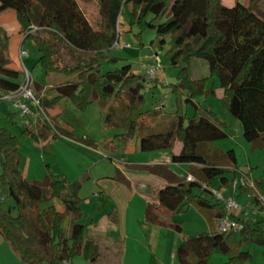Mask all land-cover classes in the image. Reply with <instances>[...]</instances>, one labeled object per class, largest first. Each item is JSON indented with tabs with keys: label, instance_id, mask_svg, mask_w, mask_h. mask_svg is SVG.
<instances>
[{
	"label": "trees",
	"instance_id": "obj_1",
	"mask_svg": "<svg viewBox=\"0 0 264 264\" xmlns=\"http://www.w3.org/2000/svg\"><path fill=\"white\" fill-rule=\"evenodd\" d=\"M97 4L100 27L94 30L76 0H0V12L15 13L25 39L32 41L38 50L36 64L44 77L52 80L56 97L51 101H42L35 95L37 83L31 80L40 107L67 99L76 110L84 111L96 103L105 112L104 125L123 131L118 137H139L142 152L170 150L175 142H180L182 151L172 156V161L203 165L205 176L212 178L220 175L221 170L207 165L197 147L222 140L226 134L218 118L195 101L215 97L216 90H221L218 101L240 124L244 140L264 148L262 0H248L246 6L235 0L232 7L224 6L222 0H97ZM122 20L128 26L137 24L141 30L155 31L161 38L160 48L168 39L172 66H179L181 59L185 61L184 66H179L175 82L168 86L175 97L173 122L148 125L145 119L155 120L161 112L146 109L145 77L133 74L129 64L117 67L120 60L107 56L117 42ZM191 59L204 60L209 77L192 79ZM0 72V92L16 91L23 73L21 69L10 68L8 37L2 29ZM213 78L217 84L207 88ZM108 104L112 105L106 107ZM188 106L194 109L191 117L184 113V107ZM143 129L149 131L143 135ZM20 146L17 137L0 129V236L24 264H68L75 257L95 262L97 245L84 240V228L78 223L80 183L67 184L52 175L42 182L26 181L19 171ZM227 155L234 162L232 154ZM239 178L233 172L228 184L224 178L219 181L230 189ZM194 190L199 193L194 194ZM241 191L246 189L241 187ZM167 197L176 200L175 205ZM156 199L155 204L147 206L146 220L179 232V225H166L159 217L181 213L190 206L207 210L218 219L226 216L222 204L213 201L210 191L196 183H178L170 190L159 191ZM6 200L11 204L4 208ZM56 200L63 206L64 214L56 210L53 204ZM229 218L241 226L237 233H201L185 239L176 250L178 263L208 264L212 254L228 255L230 242L236 236L237 245L255 244L264 248V222L240 221L233 215ZM249 259L247 253H238L231 256V263Z\"/></svg>",
	"mask_w": 264,
	"mask_h": 264
},
{
	"label": "crops",
	"instance_id": "obj_2",
	"mask_svg": "<svg viewBox=\"0 0 264 264\" xmlns=\"http://www.w3.org/2000/svg\"><path fill=\"white\" fill-rule=\"evenodd\" d=\"M237 1L242 4L241 0ZM234 2L222 0L226 7H232ZM242 5H248V0ZM0 29L8 37L10 68L20 70V47L28 50V57L24 59L27 69L36 67L38 50L33 43H26L12 10L0 12ZM164 70L162 66V70L157 73L154 88L159 87L170 95V82L166 83L167 72ZM190 75L194 80L209 77L208 73L206 77L194 78L191 71ZM50 83L42 86L35 82V95L40 100L51 101L56 97ZM216 84V80L210 79L207 88ZM148 92L154 97L153 90ZM215 94V97L205 96L195 101L218 118L226 134L222 140L202 143L197 147L198 154L207 165L221 170L220 175L207 178L203 165L177 164L172 161V156H178L182 151L180 142H175L170 150L142 152L139 137H118L123 133L119 128H110L119 130L112 138L99 140L91 134L79 138L71 124L64 119L66 112L78 111L69 100L58 99L53 106L41 105L40 109H33V115L23 117L13 108L12 102L5 99V94L0 92V129L7 130L20 141L19 171L22 178L28 182H42L47 175H52L67 184L80 183L77 191L80 212L78 223L84 228V240L97 245L98 258L93 263L84 260L82 263L68 264H179L176 259L178 246L185 239L198 234L217 233L218 218L207 210L190 206L181 213L159 217V221L166 225H179L180 232L147 221L145 213L148 204L157 202L159 191L170 190L178 183H196L207 191L219 190L224 198H231L237 203L238 208L233 211V217L240 221L264 222V148L254 147L244 140L240 124L218 101L222 91L216 90ZM167 101L159 105L157 102L154 106L161 107L160 117L165 118V124L174 121L176 112L173 98L166 97ZM193 111L191 106L184 107L188 117L192 116ZM148 131L143 129L142 134ZM228 153L232 154L234 162ZM233 172L253 183L254 189L250 195L247 191L242 192L240 185L229 189L220 183L219 180L224 178L228 184L233 179ZM193 193L198 194L199 190ZM253 199L256 202H252ZM169 201L172 205L176 203L170 198ZM53 204L59 213L64 214L59 201ZM68 225L64 227L65 231ZM238 240L236 236L230 242L231 252L228 255L212 254L208 264H232L231 256L238 253H247L250 259L236 264H264V248L255 244L237 245ZM0 264H24L2 236Z\"/></svg>",
	"mask_w": 264,
	"mask_h": 264
},
{
	"label": "rangeland",
	"instance_id": "obj_3",
	"mask_svg": "<svg viewBox=\"0 0 264 264\" xmlns=\"http://www.w3.org/2000/svg\"><path fill=\"white\" fill-rule=\"evenodd\" d=\"M79 9L83 12L90 25L94 30H99L100 27V15L99 8L97 4V0H76ZM241 3H245V0H241ZM119 27V35L117 39V47L111 48L107 52V56L110 58L119 59V64L117 67H120L124 64H129L131 66L132 73L138 76H146L147 75V66L149 64L158 63L162 65L167 72V82L173 83L176 80V75L179 72V68L184 66L186 63L183 59L179 61V66L174 67L171 65L169 56H170V44L169 40H166V43L160 48V40L161 38L157 36L156 32L153 30L145 29L141 30L140 27L135 24L132 26L126 25V23L122 20L120 21ZM28 44H32V41L27 40ZM27 50V48H25ZM28 51V50H27ZM155 53V55H154ZM156 58V60H153ZM34 68L29 69V74L35 82H38L42 86H47L52 80L51 78L46 79L42 74L40 67L35 63ZM189 67L191 74L194 78L206 77L208 76V66L206 62L202 59H191L189 61ZM105 68V66H104ZM156 78V77H155ZM215 81V78H213ZM154 80L151 82H147L146 84V101L148 110H154L160 106L155 105L166 104V97L171 96L175 105V97L172 94H168L163 92L161 88H154ZM150 90H153L154 94H150ZM166 94V96L164 95ZM34 95V93H33ZM157 99V100H154ZM171 99V98H170ZM172 100V99H171ZM112 105V104H111ZM108 104L106 107H110ZM170 105V104H169ZM100 106L96 103L89 105L84 111H75V112H66L64 115V119L68 121L74 129L75 135L81 138L84 134H91V136H95L99 140L103 138H112L114 134L118 133L119 130L116 129H106L104 126V116L105 112L100 111ZM170 108V107H169ZM100 120V123L98 122ZM145 122L148 125L154 126L159 123H163L165 125V118L162 116H158L155 120H151L149 118L145 119ZM28 151V150H26ZM11 204L6 200L4 202L3 207L7 208V206ZM47 204V203H46ZM46 204H43L45 206ZM42 206V207H43ZM67 221L65 223L66 227ZM84 259L82 257H75L72 259L70 263L79 262L82 263Z\"/></svg>",
	"mask_w": 264,
	"mask_h": 264
},
{
	"label": "built area",
	"instance_id": "obj_4",
	"mask_svg": "<svg viewBox=\"0 0 264 264\" xmlns=\"http://www.w3.org/2000/svg\"><path fill=\"white\" fill-rule=\"evenodd\" d=\"M34 30H36V28H32V31ZM117 46H118L117 42L114 43L113 47H117ZM27 57H28L27 50L24 49L23 47H20L18 51V58H19L20 69L22 70L23 73V81L16 91L5 94V99L10 100L12 102L13 108L16 111H18L20 115L23 117L33 115L32 107H35V109H40L39 101L35 99L32 92V88H31L32 79L30 77L27 67L24 64V59ZM161 70H162V65L158 63H153L150 66H148L147 75L145 76L146 81L147 82L153 81L157 73ZM159 109L160 107L156 108V110ZM236 185H240L241 187L246 189V191L249 192V195L251 193L250 191L254 189L253 183L246 177H241L237 181H234L232 183L233 188H235ZM210 193L214 199H216L218 202L222 204L226 212V216L219 218L217 220L218 232L222 234L237 233L241 229V226L229 218V216L232 215L233 211H235L238 208L237 203L231 198H224L219 190L213 189L210 190Z\"/></svg>",
	"mask_w": 264,
	"mask_h": 264
}]
</instances>
